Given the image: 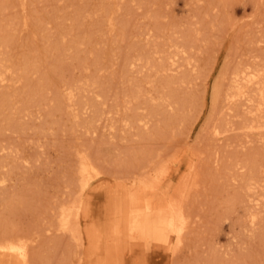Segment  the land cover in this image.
Instances as JSON below:
<instances>
[{
    "label": "rangeland",
    "instance_id": "rangeland-1",
    "mask_svg": "<svg viewBox=\"0 0 264 264\" xmlns=\"http://www.w3.org/2000/svg\"><path fill=\"white\" fill-rule=\"evenodd\" d=\"M174 52L178 72L157 74L146 63ZM246 60L264 66V0H0V70L7 77L0 84V158H6L0 175H7L0 222L7 225L11 218L5 227L30 238L34 264H264V206L256 228L248 215L249 199L258 192L264 199V143L240 128L222 139L200 131L222 64ZM168 74L188 78L167 88ZM44 80L38 100L26 105L23 96ZM161 94L184 95L181 100L190 94L187 107L197 117L189 130L185 120L155 129L162 115L151 117L149 109ZM137 117L149 119L148 126ZM235 120L238 126L241 117ZM77 151L89 155L103 180L87 187L94 217L80 215L79 232L72 236L53 228L50 213L57 202L75 196ZM150 154H159L158 164L166 166L157 188L172 194L188 163L196 162V182L189 181L184 199L190 222L173 249L149 235L113 232L125 196L121 184L132 161ZM249 175L262 184L250 197L244 181ZM16 197L25 204L16 206ZM9 203L15 207L8 209Z\"/></svg>",
    "mask_w": 264,
    "mask_h": 264
},
{
    "label": "bare ground",
    "instance_id": "bare-ground-1",
    "mask_svg": "<svg viewBox=\"0 0 264 264\" xmlns=\"http://www.w3.org/2000/svg\"><path fill=\"white\" fill-rule=\"evenodd\" d=\"M176 48L178 47L175 46V50ZM178 50L179 49H177V52ZM177 52L168 53L164 56L163 60L157 62H154L153 60L155 59L152 60L150 55L149 59H151L152 61L151 60L146 61V59L145 61L147 64H150V66L154 67V71H156L155 73L157 74L158 72H163V71L165 73L166 71L178 72L179 63L177 62L178 57H176ZM139 58L140 57L130 59L127 65L135 64L136 62L134 63V61L137 59L139 60ZM176 72L174 73L176 74ZM217 76L218 78L214 79V81L211 84L209 107L207 114L205 115L204 120L202 122V126L200 127V131L207 130L208 133L210 134V137L214 139H222L227 137L230 131L240 128L246 134L250 133L254 135L256 140L260 141L261 144H263L264 143V66L259 65L258 61L255 60H251V61L246 60V61H239L234 66L231 67L229 64H227L226 61H224ZM187 78L188 76L185 74H181L177 76L168 74V78L165 82V87L170 88L169 85L172 83H177V84L184 83V81H187ZM6 80L7 77L3 74V71L0 70V84L4 83ZM44 84H45V80L44 82L42 81L41 84L39 83L37 84V87L31 92V95L29 97L25 95H24L25 97L23 96L24 100L28 102L25 103L26 105L38 100V95H41ZM135 86L137 87L136 89L132 90V95L136 97L140 93L139 92L140 84L137 83ZM35 94L37 95V97H35ZM66 95L68 99L67 106L69 107L70 111H73L75 107H74L71 91H68ZM179 96H176L175 98L172 95L166 96L161 94L159 95V103L153 102L151 109H149L150 116L154 117L157 114H161L163 119V121H161L162 119L159 116L158 118L159 122L155 124L156 127L155 129H157V127L160 126L162 122L164 125L168 126L169 124L172 123L173 124L178 123L181 120H185L184 121L185 123L188 121L189 127L187 128L188 130L190 129L191 121H193L197 117L192 112L193 110L191 111V107L190 106L187 107V103L189 102L190 104L191 102V97L189 94L187 96V100H183L185 98L183 97L184 95H181L180 97ZM181 98L183 99L181 100ZM58 101L60 104V100ZM184 101L186 103H184ZM160 104L168 107L169 110H167V113L160 112L157 110L156 107L159 106ZM238 110L241 111L240 115L238 113ZM71 113L75 114V112H71ZM217 113L220 115H218ZM215 115L220 116L218 117L219 121L215 122L217 118ZM236 116L241 117V121L239 122L238 126L235 125ZM136 120L141 122L139 124L143 125V127L148 126L149 119L145 117H137ZM15 124L16 122L12 118L8 119L9 126L15 128L14 127ZM158 130H160V127H158ZM188 130L185 131L186 137H188V132H189ZM249 140L250 138L247 139L246 141ZM76 154L78 157H77V162L74 166V172L76 174V180H77L76 181L77 188L75 190L76 191L75 196L65 201L57 202V204L54 205V207L51 210L52 213H50L51 216L53 214L52 217H54L55 220V221L53 220L55 222V224H52L53 228L56 226L55 227L56 230L59 229L60 233L61 232L69 233L72 236L77 231L79 232L78 218L80 215L85 217L88 215L91 216V218L94 217L92 213L90 214L89 212V210H91L90 206L94 204L92 194L91 195L89 194V196L88 194L85 195L87 187L91 184V181L93 179H97L96 182L99 183L103 180V179L101 180L100 177V174L103 171L97 167V165L93 162V160L89 157V155L86 152L77 151ZM158 156L159 154H150V155H146L144 158H142V160L134 159L132 161L131 167L133 169L129 175L125 176L124 182L121 184L124 188L125 196L122 201L118 202L119 204L117 208L118 219L115 223V227L113 228V232L115 231L116 235H124L125 237L128 238H133L134 236H137L138 238H144L146 235L147 236L149 235L152 236L155 240H158L163 244L169 246L170 249H173L182 241L183 235L186 232L185 229H187L188 223L190 222L189 221L190 216L185 207L184 199L189 187H191L189 181H191L193 184L196 182L194 178L191 180L193 173L196 174L197 171L195 164L196 162H192L195 158L193 160L191 159V161L187 165L189 170L187 171L183 180L179 182L176 191H174V193L172 194L169 193L168 190H162L161 188L159 189L157 188L159 187V185L163 183V180L166 176V166L163 167L161 164H158ZM1 159L4 160L6 158L4 159L0 158V160ZM6 165L7 164H5V166ZM15 165L12 166L15 167ZM2 166L3 163H0V168H2ZM5 170L7 171L9 170L10 172V168L9 169L7 168ZM5 172L3 171L2 174L3 173L5 174ZM245 178L246 179L244 181L247 184V191H248L247 196L250 197V195H252L251 192L255 194L257 192L256 188L258 186H261L262 184H260V182L256 183L258 182V180L254 179L252 175H249ZM6 179H7V175H0V188L1 185L4 184ZM261 181L264 182V178ZM2 189L3 188H1L0 192H2ZM5 189L6 187L4 188V190ZM155 189L157 190L155 191ZM30 190H33V188ZM15 193L16 192H14V194ZM165 193L166 195H164ZM3 194L5 193H2L1 195ZM9 195L11 196V198L15 197V196L12 197L10 193ZM259 195L261 197L263 196L262 193L258 192L257 195L249 199L250 201H252L251 204L252 207L248 213L251 228L254 227V225L255 228L257 227L256 222L258 220L257 218H259V216L257 217V214L264 206V199L259 197ZM16 198L14 199L16 200L15 202L17 203L18 201L19 203L16 204V206L19 205L20 207V203L22 204L23 201L25 204L26 202L25 200L19 202L20 197L17 198L18 200ZM31 199L35 201L34 198ZM9 201L13 202V199H10ZM11 205L10 208L8 209H13V207L11 208ZM48 206L46 205V207ZM4 207L5 206L2 207L3 211L7 209V207L6 209H4ZM23 208L24 207H22L21 209ZM28 208L29 209L32 208V205ZM16 210L17 212L19 211L18 209ZM16 210H15V215H16ZM7 211L10 210H6L5 213H7ZM49 212L47 213L49 214ZM11 213L9 216H12ZM6 216L7 215H5V217ZM5 217L1 216V218H5ZM7 219L8 218H6V220ZM9 219L11 220V218ZM9 219L7 220V222L8 223L12 222ZM0 223L2 224V225L0 224V264H34L35 260L37 259L36 258L37 256L31 248V245L33 244L32 243L30 244V238L26 235H22L24 232L20 234L19 230L18 233L17 231L14 232L13 229L12 230L10 229V227L8 228L10 229L9 231L6 228L8 223L6 225V221H4L3 219L1 220ZM52 225H50V228H52L51 227ZM12 227L14 226L12 225ZM43 229L46 230L45 226L43 227ZM15 230H17V228H15ZM52 230L55 231L54 229ZM49 233H51V230L46 235H48ZM32 235L33 234L31 233V237ZM215 250L216 248L212 249L211 252ZM71 253L72 251L69 252L68 255H70ZM213 253L211 255L215 254L217 257H219L217 251H215L214 254ZM73 255L74 253L72 254V256ZM66 257H68L67 254ZM211 257L214 261L215 256L214 258L213 256ZM76 258L80 259V255H78ZM235 259L238 258L236 257ZM69 261L70 260H67L68 264L70 263ZM236 262H238L239 264V261Z\"/></svg>",
    "mask_w": 264,
    "mask_h": 264
}]
</instances>
